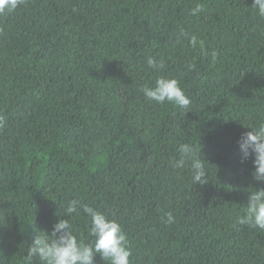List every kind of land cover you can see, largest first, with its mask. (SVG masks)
Returning a JSON list of instances; mask_svg holds the SVG:
<instances>
[{
	"label": "trees",
	"instance_id": "obj_1",
	"mask_svg": "<svg viewBox=\"0 0 264 264\" xmlns=\"http://www.w3.org/2000/svg\"><path fill=\"white\" fill-rule=\"evenodd\" d=\"M253 4L24 0L0 15V264H27L60 219L91 243L84 205L122 226L131 264H264V229L235 223L264 188L238 144L264 123V18ZM160 76L179 81L187 108L145 98ZM184 144L206 184L190 162L173 167Z\"/></svg>",
	"mask_w": 264,
	"mask_h": 264
},
{
	"label": "clouds",
	"instance_id": "obj_2",
	"mask_svg": "<svg viewBox=\"0 0 264 264\" xmlns=\"http://www.w3.org/2000/svg\"><path fill=\"white\" fill-rule=\"evenodd\" d=\"M22 3L24 0H0V15L14 12ZM253 6L258 10V16L264 18V0H254ZM203 11V5L197 3L190 14L198 16ZM189 39L191 46L195 48L197 37L193 35ZM199 46L203 50V40H199ZM147 64L149 68L156 70L165 68L163 58L157 61L149 57ZM141 91L147 100L157 104L168 102L187 108L191 103L175 78L160 76L156 79L154 86L145 85ZM0 126H2V119H0ZM251 129L243 133L238 141L242 162L254 156L255 170L252 175L257 182L264 183V123ZM188 162H190L193 182L206 184L208 174L203 160L191 145L184 144L181 147V158L173 163V167L184 168ZM80 204L79 199L69 201L66 213L69 216L73 213L78 214ZM83 211L91 217L89 234L94 237L91 243H85L82 236L78 238L72 230L69 219H60L53 226L51 235L47 231H42L35 237L33 244L27 249L25 257L27 264H34V258H38L40 264H95L97 254L108 264H131L132 251L122 226L115 219H109L105 213L91 206L84 205ZM165 215V223L175 222L171 212ZM235 223L249 228L264 229V188L251 191L246 211L244 215L237 218Z\"/></svg>",
	"mask_w": 264,
	"mask_h": 264
}]
</instances>
